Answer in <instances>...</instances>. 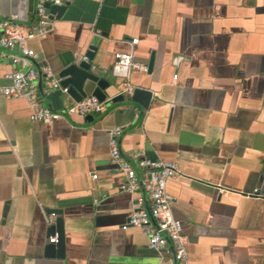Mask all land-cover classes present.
Masks as SVG:
<instances>
[{
	"label": "crops",
	"instance_id": "1",
	"mask_svg": "<svg viewBox=\"0 0 264 264\" xmlns=\"http://www.w3.org/2000/svg\"><path fill=\"white\" fill-rule=\"evenodd\" d=\"M36 5L0 0V20L18 14L30 26ZM28 44L39 53L33 66L54 74L95 44L96 70L117 83V53L148 68L154 53L152 72L130 75L154 96L146 110L115 102L120 85L105 112L51 122L32 120L28 99L0 96V264L165 261L143 230L123 227L144 193L121 188L110 138L118 127L123 154L145 150L178 164L167 192L187 264H264V0H72ZM18 66L0 56V85ZM63 101L76 102L65 92ZM52 208L63 213L64 257L46 251Z\"/></svg>",
	"mask_w": 264,
	"mask_h": 264
},
{
	"label": "built area",
	"instance_id": "2",
	"mask_svg": "<svg viewBox=\"0 0 264 264\" xmlns=\"http://www.w3.org/2000/svg\"><path fill=\"white\" fill-rule=\"evenodd\" d=\"M72 0H37V21L30 25H24L18 14L0 20V56H7L14 65H19L8 74L10 83L0 85V96L6 98L24 97L35 107L32 120L37 122H51L66 116L81 114L84 116L103 113L107 110L109 100H100L94 95L86 96L81 101H76L71 106H65L56 110L49 105L39 103L40 75L47 77L52 75L48 66L41 67V73L33 66V59L39 58V53L31 48L29 40L44 38L53 28L56 22V13H53L49 5H67ZM132 40L131 44L137 43ZM87 60V57L84 58ZM133 71L147 72L148 67L136 61L133 53H117L112 67V73L121 78L123 84L132 89L130 75ZM177 78V75H175ZM49 86L59 88V80L47 78ZM67 92L68 88H63ZM122 128L118 127L110 131L112 162L126 177L123 190L135 193L143 191L133 204L124 228L138 227L146 234L151 248L166 254L165 261L159 264H187L188 250L187 237L181 220L177 219L173 212L174 197L167 192V183L170 178L180 175L177 163L152 159L147 156L145 150L123 154L119 147V137ZM97 178V175H94ZM148 202L150 211L146 208ZM55 213L50 214V222H53ZM57 234L51 236L52 242H57Z\"/></svg>",
	"mask_w": 264,
	"mask_h": 264
},
{
	"label": "water",
	"instance_id": "3",
	"mask_svg": "<svg viewBox=\"0 0 264 264\" xmlns=\"http://www.w3.org/2000/svg\"><path fill=\"white\" fill-rule=\"evenodd\" d=\"M47 7L53 13H56V19H61L68 8L67 5H49ZM98 46L93 44L90 46V49L86 52L85 60L83 57L76 61H72L69 64L63 65L58 74H54L47 77L46 75H40L39 79V87H40V95L42 96V103H46L56 110H61L64 108L63 101V88H68V91L65 92L70 97H72L75 101H81L86 96L94 95L98 97L100 100L104 101L108 97L113 95L114 90H118L119 86H123V91L119 92L116 95H113V101H121L130 106H139L142 110H146L150 107L153 101V91L148 88L143 87H132L129 89L127 86L123 84L121 79L120 83H117L113 80H109L108 78L102 76L98 70H96V66L94 63V59L96 53L98 51ZM40 58L33 59L36 62H39ZM154 65V53L151 56L148 72H152ZM41 73V66L37 68ZM112 73V69H111ZM113 74V73H112ZM113 76H115L113 74ZM116 77V76H115ZM46 81L49 79L59 80V88H52L49 86L48 82H46L47 86L44 88L43 79ZM146 208L150 211V206L145 204ZM49 214L55 213L54 222L50 223L49 228V238L54 235L57 236V242H48L47 243V254L54 257H64L65 256V248H66V237L64 230V219L63 213L61 210L56 209H48Z\"/></svg>",
	"mask_w": 264,
	"mask_h": 264
},
{
	"label": "rangeland",
	"instance_id": "4",
	"mask_svg": "<svg viewBox=\"0 0 264 264\" xmlns=\"http://www.w3.org/2000/svg\"><path fill=\"white\" fill-rule=\"evenodd\" d=\"M67 95H65V101H66V104H68L69 103V101L67 102Z\"/></svg>",
	"mask_w": 264,
	"mask_h": 264
}]
</instances>
